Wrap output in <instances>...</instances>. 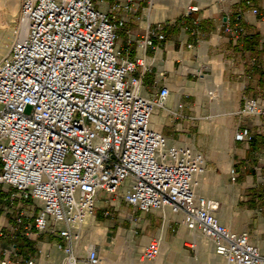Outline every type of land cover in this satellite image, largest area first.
I'll return each instance as SVG.
<instances>
[{"label": "built area", "instance_id": "1", "mask_svg": "<svg viewBox=\"0 0 264 264\" xmlns=\"http://www.w3.org/2000/svg\"><path fill=\"white\" fill-rule=\"evenodd\" d=\"M111 1L22 0L15 39L0 60V186L14 190L11 201L32 200L40 210L34 221L17 216L10 233L29 240L54 235L64 243L59 249L68 256L66 264H101L95 246L84 259L76 248L101 196L116 195L127 184V204L181 214V224L208 240L227 264H264V246L248 232L225 227L217 216L219 201L197 194V181L207 171L205 155L170 144L151 127L170 90L163 87L157 97L140 94L142 79L135 74L139 67L147 70L146 61L133 56L132 40L118 47L123 22L116 14L155 0ZM193 24L200 26L198 20ZM225 30L237 39L246 34L241 24ZM165 31L163 23L149 27L138 48L164 41ZM237 115L240 122L262 119L264 134L260 99H246ZM250 138L249 130L236 134L237 141ZM159 254L160 242L153 240L142 257L153 261Z\"/></svg>", "mask_w": 264, "mask_h": 264}, {"label": "crops", "instance_id": "2", "mask_svg": "<svg viewBox=\"0 0 264 264\" xmlns=\"http://www.w3.org/2000/svg\"><path fill=\"white\" fill-rule=\"evenodd\" d=\"M192 4L181 20L173 23L168 22L165 4L159 0L138 3L130 12L120 10L116 15L123 25L118 47L125 48L132 40L133 56L145 58L147 70L139 67L135 74L142 79V96L157 97L163 87L170 90L166 107L155 112L151 127L163 133L170 144L188 146L205 155L207 171L197 181V194L219 201L220 222L233 232H248L251 241L263 247L262 119L240 122L237 113L248 98L264 102V0ZM191 7L198 11L190 13ZM101 9H108V4ZM159 23L166 25V39L156 41L154 47L138 48L148 28ZM229 24H241L246 34L237 39L225 30ZM253 35L259 37L257 44L245 42ZM243 130H249L251 138L237 141L236 134ZM126 186L118 194L98 200L94 217L83 228L76 248L78 257L86 258L88 247L95 246L106 264H227L208 240L181 224V214L169 209L143 212L127 204ZM13 192L7 185L0 186V264H27L30 260L55 264L47 263L44 255L60 251L59 245L64 243L59 238L42 234L27 247V238L10 233L17 216L25 213L34 221L40 210V204L32 200L11 201ZM153 240L160 242L159 256L153 261L133 262Z\"/></svg>", "mask_w": 264, "mask_h": 264}, {"label": "rangeland", "instance_id": "3", "mask_svg": "<svg viewBox=\"0 0 264 264\" xmlns=\"http://www.w3.org/2000/svg\"><path fill=\"white\" fill-rule=\"evenodd\" d=\"M164 3L163 11L169 15L168 22L173 23L180 21L183 14L188 10L191 2L194 4L198 1L201 4L213 3L218 0H159ZM155 2V1H154ZM22 0H0V60L10 47L12 41L15 39V32L19 26L20 21V8ZM30 111V110H29ZM88 222V221H87ZM86 225V224H85ZM100 242V238L97 239ZM67 254L62 250L53 253L48 251L45 253L44 258L46 262L62 263L66 262ZM36 258V257H35ZM37 259V258H36ZM106 258L103 257L102 264H106ZM129 261L130 258H128ZM133 262H145L143 257L132 258ZM35 262V261H34ZM57 262V263H56ZM36 263V262H35Z\"/></svg>", "mask_w": 264, "mask_h": 264}, {"label": "trees", "instance_id": "4", "mask_svg": "<svg viewBox=\"0 0 264 264\" xmlns=\"http://www.w3.org/2000/svg\"><path fill=\"white\" fill-rule=\"evenodd\" d=\"M199 28H200V26H199ZM259 39V37L257 36V35H253V36H251L248 40H245V42H253V43H255V44H257V40ZM25 244H26V246L28 247L29 245H30V240L28 239H25ZM30 254V253H29ZM31 255V254H30ZM29 255V256H30Z\"/></svg>", "mask_w": 264, "mask_h": 264}]
</instances>
